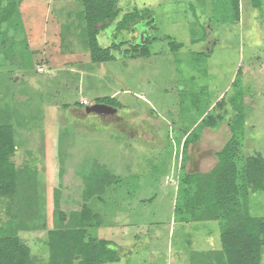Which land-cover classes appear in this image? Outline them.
<instances>
[{
  "label": "rangeland",
  "instance_id": "374dc122",
  "mask_svg": "<svg viewBox=\"0 0 264 264\" xmlns=\"http://www.w3.org/2000/svg\"><path fill=\"white\" fill-rule=\"evenodd\" d=\"M16 1L0 26V114L13 127L12 162L36 175L39 218L21 224L0 198V235H17L47 263L49 205L55 198L60 210H79L82 179L97 162L118 177L88 203L102 221L87 241H106L117 253L105 264H190L193 251H218V225L186 212L193 188L182 180L213 170L230 128L206 126L185 141L220 113L217 103L230 100L238 78L242 156H264V0H238L239 15L236 0H117L116 21L96 28L102 48L118 47L105 63L91 61L79 0ZM134 10L149 12L138 31H117ZM142 30L151 34L150 55L132 57ZM107 97L122 106L114 117L85 113ZM250 211L264 219V192L251 195Z\"/></svg>",
  "mask_w": 264,
  "mask_h": 264
},
{
  "label": "trees",
  "instance_id": "16d2710c",
  "mask_svg": "<svg viewBox=\"0 0 264 264\" xmlns=\"http://www.w3.org/2000/svg\"><path fill=\"white\" fill-rule=\"evenodd\" d=\"M86 23L91 61L105 63L113 59L111 48H102L97 39V25L102 28L118 18L117 0H79ZM0 0V26L11 20L17 1L10 0L2 7ZM239 15V1H235ZM148 11L134 10L117 23V31L135 26ZM136 44L132 57L150 55V41ZM180 46L182 44H179ZM175 47V46H174ZM179 48V47H178ZM181 48V47H180ZM174 50H177L174 49ZM137 55V56H136ZM238 80V78H237ZM230 100L217 103L219 114L208 116L200 125L199 133H192L185 146L196 141L206 126L217 129L224 122L229 125L231 136L217 154V164L210 173L185 177L182 184L193 188L185 210L200 222L216 223L219 227L220 249L211 252L193 251L190 264H261L264 252V219L253 216L250 211L251 195L264 192V156H242L246 137L244 91L238 83ZM239 86V87H238ZM236 92V93H235ZM97 104L122 108L112 97L100 98ZM231 106L232 114L227 109ZM0 114V198L8 200L7 213L22 224L27 219L39 218L37 179L30 168H18L12 162L16 143L13 127ZM118 177L106 166L94 162L83 177V204L77 211L59 209V201L52 199L49 208L54 229L48 233L49 261L45 264H105L114 262L116 251L106 241H87L88 229L99 227L102 217L95 213L89 202L102 200L108 190L116 184ZM0 264H43L31 255V249L17 235H0Z\"/></svg>",
  "mask_w": 264,
  "mask_h": 264
},
{
  "label": "water",
  "instance_id": "95a60500",
  "mask_svg": "<svg viewBox=\"0 0 264 264\" xmlns=\"http://www.w3.org/2000/svg\"><path fill=\"white\" fill-rule=\"evenodd\" d=\"M140 39L142 42V45L146 44L148 41V34L146 32H142L140 35ZM86 114L91 115H99V116H104V115H114L117 114L118 109L114 108L112 106L106 105V104H94L86 108L85 110Z\"/></svg>",
  "mask_w": 264,
  "mask_h": 264
},
{
  "label": "crops",
  "instance_id": "0c3cea01",
  "mask_svg": "<svg viewBox=\"0 0 264 264\" xmlns=\"http://www.w3.org/2000/svg\"><path fill=\"white\" fill-rule=\"evenodd\" d=\"M154 20H152V23H151V26H150V29L152 30V25L154 24V22H153ZM140 24V23H139ZM136 25H138V24H136ZM141 26H142V23H141ZM143 31V30H142ZM145 32H147V31H145ZM149 33V34H148ZM147 34L148 35H150V36H148V38L149 37H151V34H150V31L148 32ZM206 39V38H205ZM202 43H204L203 45L204 46H206V45H209L210 44V42L208 41V40H205V41H203ZM204 50H205V47H204ZM212 50V48H211V45H210V47L207 49V51L206 52H210ZM204 53V52H203ZM86 113V112H85ZM118 113V112H117Z\"/></svg>",
  "mask_w": 264,
  "mask_h": 264
},
{
  "label": "flooded vegetation",
  "instance_id": "af4514ba",
  "mask_svg": "<svg viewBox=\"0 0 264 264\" xmlns=\"http://www.w3.org/2000/svg\"><path fill=\"white\" fill-rule=\"evenodd\" d=\"M138 25H139V24H138ZM138 25H137V27H136L137 31H138ZM145 31H146V30H145ZM145 31L143 30V31H141V32H140V31L138 32V37H139V39H140V35H141V33H142V32H145ZM146 33H147V32H146ZM114 116H115V114H114V115H107V116L104 115V116H102V117H114Z\"/></svg>",
  "mask_w": 264,
  "mask_h": 264
},
{
  "label": "built area",
  "instance_id": "2783aa9c",
  "mask_svg": "<svg viewBox=\"0 0 264 264\" xmlns=\"http://www.w3.org/2000/svg\"><path fill=\"white\" fill-rule=\"evenodd\" d=\"M81 105H83V106H87V105H89V103H88L87 101H83ZM88 107H89V106H88Z\"/></svg>",
  "mask_w": 264,
  "mask_h": 264
}]
</instances>
